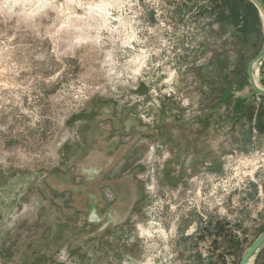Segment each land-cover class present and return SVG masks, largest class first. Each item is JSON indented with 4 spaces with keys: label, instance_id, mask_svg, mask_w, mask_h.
I'll use <instances>...</instances> for the list:
<instances>
[{
    "label": "rangeland",
    "instance_id": "1",
    "mask_svg": "<svg viewBox=\"0 0 264 264\" xmlns=\"http://www.w3.org/2000/svg\"><path fill=\"white\" fill-rule=\"evenodd\" d=\"M254 7L0 0V264L239 263L264 230Z\"/></svg>",
    "mask_w": 264,
    "mask_h": 264
},
{
    "label": "water",
    "instance_id": "2",
    "mask_svg": "<svg viewBox=\"0 0 264 264\" xmlns=\"http://www.w3.org/2000/svg\"><path fill=\"white\" fill-rule=\"evenodd\" d=\"M257 8L260 17L264 20V1L263 0H249ZM264 59V46L259 52L249 60L246 66V74L251 89L258 95L264 96V87L260 86L254 74V70L257 64L261 63ZM264 82V76H263ZM264 244V230L260 232L253 240L250 246L243 253L238 264H249L259 248Z\"/></svg>",
    "mask_w": 264,
    "mask_h": 264
},
{
    "label": "trees",
    "instance_id": "3",
    "mask_svg": "<svg viewBox=\"0 0 264 264\" xmlns=\"http://www.w3.org/2000/svg\"><path fill=\"white\" fill-rule=\"evenodd\" d=\"M245 3H248V4H250L252 7H254V4L253 3H251L250 1H248V0H243ZM255 8V7H254ZM245 74H246V70H245ZM246 80H247V84H249V82H248V78H247V74H246ZM260 97H263V96H260Z\"/></svg>",
    "mask_w": 264,
    "mask_h": 264
},
{
    "label": "bare ground",
    "instance_id": "4",
    "mask_svg": "<svg viewBox=\"0 0 264 264\" xmlns=\"http://www.w3.org/2000/svg\"><path fill=\"white\" fill-rule=\"evenodd\" d=\"M255 74V73H254ZM255 77H256V74H255ZM257 81V80H256ZM257 83H258V81H257ZM259 84V83H258ZM140 231V230H139Z\"/></svg>",
    "mask_w": 264,
    "mask_h": 264
},
{
    "label": "crops",
    "instance_id": "5",
    "mask_svg": "<svg viewBox=\"0 0 264 264\" xmlns=\"http://www.w3.org/2000/svg\"><path fill=\"white\" fill-rule=\"evenodd\" d=\"M262 81H263V78H262ZM264 83V82H263ZM263 98H264V96H263Z\"/></svg>",
    "mask_w": 264,
    "mask_h": 264
}]
</instances>
